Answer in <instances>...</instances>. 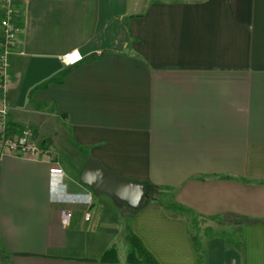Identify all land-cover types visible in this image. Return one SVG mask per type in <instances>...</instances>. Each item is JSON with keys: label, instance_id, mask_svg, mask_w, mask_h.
I'll return each mask as SVG.
<instances>
[{"label": "crops", "instance_id": "obj_1", "mask_svg": "<svg viewBox=\"0 0 264 264\" xmlns=\"http://www.w3.org/2000/svg\"><path fill=\"white\" fill-rule=\"evenodd\" d=\"M15 22L7 121L44 152L0 160V264H137L101 260L127 225L159 264H199L188 213L124 212L80 181L89 158L235 218L243 247L206 238L204 264H264V0H16ZM60 183L92 204L55 200Z\"/></svg>", "mask_w": 264, "mask_h": 264}, {"label": "built area", "instance_id": "obj_2", "mask_svg": "<svg viewBox=\"0 0 264 264\" xmlns=\"http://www.w3.org/2000/svg\"><path fill=\"white\" fill-rule=\"evenodd\" d=\"M0 14L2 25V42L0 50V89L3 106L0 108V160L5 155L36 158L40 152H44L34 135L32 128L24 127L19 133H12L8 129L7 121V102L6 96L11 80L9 71L8 55L12 52L15 46L16 35L18 28L15 22L16 15V0H0ZM73 55L76 59H70ZM84 59L83 55L77 50H72L61 56V62L66 67H73ZM52 195L57 201H67L71 203H83L88 207L93 202L92 193L83 194H68L65 191L63 183L58 184L53 190ZM71 212L63 210L62 220L64 223H69ZM89 212L87 217H89Z\"/></svg>", "mask_w": 264, "mask_h": 264}, {"label": "water", "instance_id": "obj_3", "mask_svg": "<svg viewBox=\"0 0 264 264\" xmlns=\"http://www.w3.org/2000/svg\"><path fill=\"white\" fill-rule=\"evenodd\" d=\"M80 181L88 185L95 195L106 194L119 206L127 204L138 210L152 195L149 184L127 179L105 169L99 161L89 158Z\"/></svg>", "mask_w": 264, "mask_h": 264}, {"label": "trees", "instance_id": "obj_4", "mask_svg": "<svg viewBox=\"0 0 264 264\" xmlns=\"http://www.w3.org/2000/svg\"><path fill=\"white\" fill-rule=\"evenodd\" d=\"M0 16H1V14H0ZM0 42H2L1 39H0ZM0 50H1V47H0ZM68 73H69V70L66 69L63 72H61L60 76L51 78L49 81L45 82L41 86L42 87L46 86L49 82H52V81L64 82ZM8 129H9V131L11 129V126L9 123H8ZM21 130H19L18 132H21ZM150 187L152 189V195L150 197V201H154L166 209H171V210L190 214V211H188L187 208H185L183 205H180L178 203H175V202L159 203V201H157V198H158L157 196L164 189L156 187L154 185H150ZM192 215L194 216V219H193L194 221H196L198 219L215 220L216 218H218V217H208L207 218V217H202V216L197 215V214H192ZM126 230H127L126 241L128 243L129 248H128V251L125 255V262L137 263V264H139V263L159 264L158 261L156 260V258L153 256V254L144 246L142 241L132 232L129 225L126 226ZM193 239H194L196 249L198 251V262H199V264H204L205 263V253H204V249L202 246V242L197 236H194V235H193ZM235 244L239 247H243L242 239H240L239 242L237 240H235ZM101 260L102 261H117L118 260V249H117L116 245H112L111 247H109L103 253Z\"/></svg>", "mask_w": 264, "mask_h": 264}, {"label": "rangeland", "instance_id": "obj_5", "mask_svg": "<svg viewBox=\"0 0 264 264\" xmlns=\"http://www.w3.org/2000/svg\"><path fill=\"white\" fill-rule=\"evenodd\" d=\"M61 132L62 133L65 132V130H63V126H62ZM49 140H50L49 142L51 143L49 144L47 143V148L51 152V154H53L54 156L55 151L53 147L55 148V146L53 145V143L55 141V135H50ZM157 197H158L157 201H159V203H169L172 201L171 194L166 190H162V192H160ZM149 201H150V198L145 199L144 204L141 207L146 205ZM122 209L124 212L135 211V209L131 208L127 204H123ZM177 212L180 213L179 211ZM127 216L128 215L124 216V219H126ZM187 217L190 220V231L192 235L197 236L201 240V242L202 240L206 238L220 237L229 246H233V245L236 246L235 240L239 242L241 239L240 228L238 227L237 222L235 221V218L233 217H228V216L219 217V218H216L215 220L198 219L196 221L193 220L194 216L192 214H188ZM116 242H117L119 253L122 255H125L129 248L126 240L123 239L122 237H119L116 239Z\"/></svg>", "mask_w": 264, "mask_h": 264}, {"label": "snow or ice", "instance_id": "obj_6", "mask_svg": "<svg viewBox=\"0 0 264 264\" xmlns=\"http://www.w3.org/2000/svg\"><path fill=\"white\" fill-rule=\"evenodd\" d=\"M70 59H73V60H74V59H76V56H75V55H73V56H72Z\"/></svg>", "mask_w": 264, "mask_h": 264}]
</instances>
